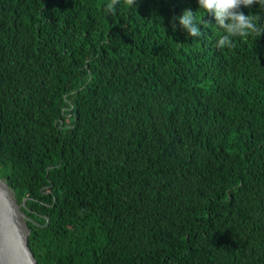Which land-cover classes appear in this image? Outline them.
<instances>
[{
	"label": "trees",
	"instance_id": "1",
	"mask_svg": "<svg viewBox=\"0 0 264 264\" xmlns=\"http://www.w3.org/2000/svg\"><path fill=\"white\" fill-rule=\"evenodd\" d=\"M108 3L0 0V179L37 264H264V33Z\"/></svg>",
	"mask_w": 264,
	"mask_h": 264
},
{
	"label": "clouds",
	"instance_id": "2",
	"mask_svg": "<svg viewBox=\"0 0 264 264\" xmlns=\"http://www.w3.org/2000/svg\"><path fill=\"white\" fill-rule=\"evenodd\" d=\"M129 8H136V0H123ZM121 0H110L104 10L108 14H114ZM199 9H202L205 15H211L216 25L224 32L219 37L216 47L233 48L235 47L234 38H247L253 36L255 40L264 33V25L259 23V15H245L240 11L241 6L250 8L253 4L259 5L264 9V0H197ZM201 17L199 23L195 19L194 12L185 10L180 16H173L170 23L172 30L175 31L177 24L187 34L188 37L197 38L201 36L198 25H205Z\"/></svg>",
	"mask_w": 264,
	"mask_h": 264
},
{
	"label": "water",
	"instance_id": "3",
	"mask_svg": "<svg viewBox=\"0 0 264 264\" xmlns=\"http://www.w3.org/2000/svg\"><path fill=\"white\" fill-rule=\"evenodd\" d=\"M26 215L0 179V264H37L28 244Z\"/></svg>",
	"mask_w": 264,
	"mask_h": 264
}]
</instances>
